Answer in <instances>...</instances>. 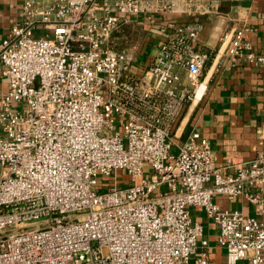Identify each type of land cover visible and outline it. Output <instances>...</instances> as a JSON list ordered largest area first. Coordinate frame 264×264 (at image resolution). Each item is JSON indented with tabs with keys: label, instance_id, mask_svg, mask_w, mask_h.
<instances>
[{
	"label": "built area",
	"instance_id": "obj_1",
	"mask_svg": "<svg viewBox=\"0 0 264 264\" xmlns=\"http://www.w3.org/2000/svg\"><path fill=\"white\" fill-rule=\"evenodd\" d=\"M212 2L21 0L0 41V264H187L203 235L189 207L217 227L226 264H264V223L213 202L264 212V150L232 173L196 133L173 151L210 54L196 45L200 22L168 17L206 15ZM132 23L156 41L144 61L111 46ZM245 31L223 37L225 56L264 63ZM119 170L129 186L117 188Z\"/></svg>",
	"mask_w": 264,
	"mask_h": 264
},
{
	"label": "crops",
	"instance_id": "obj_2",
	"mask_svg": "<svg viewBox=\"0 0 264 264\" xmlns=\"http://www.w3.org/2000/svg\"><path fill=\"white\" fill-rule=\"evenodd\" d=\"M213 6L206 15H169L173 21H197L202 30L197 47L210 54V60L202 74L205 86L199 100L187 104L173 128L176 146L192 134H198L197 142H207L215 157V166L225 173L233 172V164L246 166L260 150H264V63L239 64L229 61L224 54L225 35L231 36L242 25L244 39L250 49L264 58V0H242L229 9L212 0ZM21 0H0V41L10 26L18 19ZM156 41L150 36L145 41L147 57L155 54ZM7 90V81L0 80V95ZM264 201V192L262 193ZM213 202L224 210H237L264 223V212L257 214L255 207L244 198L231 201L216 196ZM192 221L203 227L196 251L187 264H199L205 253L206 264H226L225 250L217 245V227L197 207L188 208ZM206 241L201 246L200 241ZM237 264H245L239 261Z\"/></svg>",
	"mask_w": 264,
	"mask_h": 264
},
{
	"label": "rangeland",
	"instance_id": "obj_3",
	"mask_svg": "<svg viewBox=\"0 0 264 264\" xmlns=\"http://www.w3.org/2000/svg\"><path fill=\"white\" fill-rule=\"evenodd\" d=\"M148 27L146 26V28L144 26L141 25H137V24H126L123 25L122 27L119 28V32H115L112 36H111V46L115 49H125V48H132L134 50H136L138 53H140L143 48L145 47V41L147 38H150L148 36H150L147 32ZM147 56V52L139 54L138 60L139 61H144L146 60ZM25 105L23 103H19L17 105V108L19 110H21L22 108H24ZM113 176L110 177H103L102 180L108 181V183H110V185H113L114 183L112 182V178ZM117 178H118V182H117V188H124L129 186V182L127 180L126 174L124 171L119 170L117 172ZM105 191V190H104Z\"/></svg>",
	"mask_w": 264,
	"mask_h": 264
},
{
	"label": "water",
	"instance_id": "obj_4",
	"mask_svg": "<svg viewBox=\"0 0 264 264\" xmlns=\"http://www.w3.org/2000/svg\"><path fill=\"white\" fill-rule=\"evenodd\" d=\"M219 2V5H225L229 9H232L241 4L242 0H215Z\"/></svg>",
	"mask_w": 264,
	"mask_h": 264
}]
</instances>
